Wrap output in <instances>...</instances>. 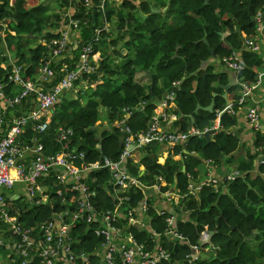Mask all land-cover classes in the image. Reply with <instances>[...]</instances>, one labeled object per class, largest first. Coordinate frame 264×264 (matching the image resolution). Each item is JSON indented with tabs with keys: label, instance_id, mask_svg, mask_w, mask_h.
Returning <instances> with one entry per match:
<instances>
[{
	"label": "trees",
	"instance_id": "1",
	"mask_svg": "<svg viewBox=\"0 0 264 264\" xmlns=\"http://www.w3.org/2000/svg\"><path fill=\"white\" fill-rule=\"evenodd\" d=\"M138 1L113 0L102 9L98 0L88 6L84 0H0V32L5 30L7 46L16 56V64L23 67L24 76L37 84L41 82L40 69L47 48L40 42L32 46L33 39L42 35L47 40L58 37V30L67 23L63 16L69 9L75 10L71 18L79 21L77 30L82 32L81 43L72 52L76 53L75 61L85 44H92L94 54L101 51L106 55L96 72L84 73L77 82L79 89L90 84L88 89L73 93L72 98L66 97L67 93L62 96L49 114L48 130L36 132L29 123L20 139L29 142L35 136L44 153L54 155L62 150L59 128H71L69 148L84 152V162L103 163L105 157L119 161L125 148L124 133L119 126L109 124L122 117L123 109L127 108L133 132L146 130L166 91L177 83L171 90L173 101L168 102L175 105L179 114L178 131L212 128L219 118L220 127L213 129L211 140L204 135H190L185 143L175 145L174 153L164 162L158 153L161 144L145 147L138 163L132 157L124 163L126 171L138 182L129 188L115 184L108 167L92 170L83 179L93 191L90 202L101 216L116 209L119 198H126L119 208L117 224L153 253L159 243L168 258L157 264H264V163L260 161L264 129L255 130L254 146L245 159L238 161L234 179L219 187L208 182L197 194L189 193L190 183L200 180L203 159L233 162L241 147L246 149L239 130L234 128L242 106L239 104L242 84L255 86L264 72V54L249 49L246 43L260 33L264 35V0H162L158 7L168 6L163 12H153L151 3ZM53 3H58L65 13L52 9ZM172 13L178 21L171 28L167 17ZM259 13L263 16L261 22L257 21ZM143 14L147 15L145 19ZM105 22L112 23L110 29L104 27ZM55 27L58 29L54 31ZM235 51L241 55L243 69L237 72L238 85L229 90L227 100L223 96L227 74L215 73L212 68L203 70L201 66L204 61L222 60ZM5 59L0 57V85L6 96L15 97L21 89L9 79L13 65L4 67ZM139 71L150 78V85L137 79ZM101 72V82L92 88L91 82ZM59 79L57 75L54 83ZM81 82L84 83L79 85ZM214 93L218 95L214 97ZM213 100V111L206 110ZM230 103L236 110L234 114L226 111ZM21 104L7 112L3 133L12 125L13 116L9 115ZM174 155L183 158L176 160ZM56 173L52 169L46 179L47 198L42 199L44 193L36 191L25 207L7 198L9 213L34 231L55 219L56 214L68 212L67 217L79 207L81 193L72 189L71 184H57L59 172ZM161 183H165L161 191L174 188L181 198L162 213L156 211L150 199L146 201L147 209L142 210L145 189ZM170 217L175 218L174 230L183 238L169 235ZM132 219H136L134 224ZM99 226V220L89 224L83 218L71 229L76 239L75 251L86 253L91 264H102L96 251L105 237L96 234ZM206 231H213L209 241L203 238ZM14 238L18 242V236ZM211 244L216 251L208 250ZM195 246L199 250L196 256ZM15 251V263L21 264L18 248Z\"/></svg>",
	"mask_w": 264,
	"mask_h": 264
},
{
	"label": "built area",
	"instance_id": "2",
	"mask_svg": "<svg viewBox=\"0 0 264 264\" xmlns=\"http://www.w3.org/2000/svg\"><path fill=\"white\" fill-rule=\"evenodd\" d=\"M98 1L102 9H104L105 5L113 0ZM84 2L88 6L92 4L93 0H84ZM69 10L70 12L68 14L65 13L63 16V21L67 23L61 26L59 36L50 40L46 39L44 42L47 54L44 60L45 63L40 69L39 80L42 83L37 84L30 77H25L23 67L13 62V69L9 75V79L19 85L21 91L15 97H8L4 93L3 86L0 85V134L4 131L3 126L10 108H15L24 99L32 97L33 93L35 94L34 100L37 103L35 108L25 111L19 116L12 117V125L0 138V188H12L17 180L22 181L27 183V192L33 197L36 191H40L39 178L49 174L52 169L61 168L63 172L58 173L57 184H71L72 189L78 190L81 193L79 207L67 217L66 215H69L68 212L56 214L55 219L41 224L38 230L34 231L21 222L17 216L9 213L7 198L0 191V222L8 225L11 232L15 236H18V242H16L18 248L17 254L22 259L21 264H91L86 253H77L75 251L74 243L76 239L71 235L72 226L83 218L89 224L95 220L100 221V226L95 229V232L98 236L105 237L104 243L96 251L101 258L102 264H157L162 259L168 258L166 251L160 244L158 243L153 253L147 250L144 244L138 243L133 235L126 231L125 227L117 224V220H119V208L126 198H119L116 209L108 210L99 216L90 202L93 191L83 179L92 170L108 167L113 173L114 183L129 188V185L133 182L136 184L138 182L126 171L124 163L127 161V158L132 156L135 150H143L153 143L175 145L185 143L190 135L203 136L205 131L211 128L205 130L192 128L188 132L171 131L162 126L161 117L155 114L151 118L149 127L146 130L134 133L128 124L130 113L127 111V108H124V115L118 118L115 123V125L120 127L125 137V148L119 161H113L105 157L103 163L88 164L84 162V152L69 148L70 137L73 135L71 128H59V141L62 143V150L54 155H46L43 151L42 143L35 136L31 137L30 141L25 145H22L20 143V136L24 133L25 127L29 123H32L36 132L41 133L48 130L51 122L49 114L55 109L62 96L76 89L77 82L84 73L92 74L98 69L97 62L94 61L95 54L93 53L92 44H85L81 48L78 60L75 61L74 59L75 55L70 50L71 40L69 30L79 29L80 23L78 20L71 18L75 10L73 9V12L71 9ZM262 17V14L259 13L257 21L261 22ZM68 18L69 21H67ZM1 24H4V22ZM246 43L248 48L253 50L259 49V46L252 39ZM63 59L66 60L63 61ZM223 61L235 72L243 69L241 55L237 51L225 57ZM57 75H60V79L56 83H53V79ZM45 83H51L50 88H47ZM173 85L176 86L177 83H173ZM89 86L90 84L86 83L78 91L83 93ZM253 88L254 86L242 84L241 97L239 99L240 105L246 102ZM169 96L170 98H174V92H171ZM226 111L229 114L236 113L232 103L226 107ZM247 117L254 130L264 129L261 122L259 104L252 105L249 108ZM219 127L220 121L218 118L212 129H219ZM25 152L31 154V162L29 164L18 161V158ZM260 161L264 163V151L261 154ZM69 176L72 177L71 181L68 180ZM234 178L235 174H231L228 177L229 180ZM208 182L216 185L212 180ZM163 185L165 183L155 184L153 187L155 186L161 191V186ZM203 185L190 183L189 193L197 194ZM161 192L171 203L178 202L181 198V195L174 188ZM58 193L61 194V191L59 190ZM41 197L42 199L47 198L48 194L44 193ZM147 200L145 196L141 207L142 210L147 209ZM162 210L156 206L158 213H162ZM131 222L134 224L136 219H132ZM168 222L171 225L168 232L169 235L183 238L174 230L175 218H168ZM141 224L149 228L148 223L143 222ZM207 232L203 233L205 241L210 240L208 239ZM194 250L195 256L198 255L199 250L197 246L194 247Z\"/></svg>",
	"mask_w": 264,
	"mask_h": 264
},
{
	"label": "crops",
	"instance_id": "3",
	"mask_svg": "<svg viewBox=\"0 0 264 264\" xmlns=\"http://www.w3.org/2000/svg\"><path fill=\"white\" fill-rule=\"evenodd\" d=\"M43 1L45 0H41V2ZM117 1L121 2L122 0H115V2ZM138 2L139 3L149 2L151 3L152 8L162 9V11L160 12L166 11V9L168 8V6L164 8L158 7L159 4H162V0H139ZM146 17L147 15L143 16L144 19ZM176 21H178V19L175 13H172L169 17H167V24L171 28L176 25ZM263 22H264V19H263ZM105 23L106 24H104V27H108L110 29L112 23L110 22H105ZM57 27L53 28L54 31L58 29ZM58 31H60V29ZM69 33H70V40H71L70 50L71 52H74L77 50L78 45H80L81 43L82 32L80 30L75 29V30H69ZM5 36H6L5 30L3 32H0V40H1L0 41V57H6L5 62L2 64L4 67H6L9 64H13V62H16L17 60L16 56L11 52V50L7 46ZM45 40L46 39L43 37V35L38 37V42H40L43 45H44ZM252 40H254L256 44L259 46L258 50L262 52V54H264V35L260 33L259 35H257V37H255ZM105 58H106V55H102L101 51L95 54L94 61L97 62L98 68L102 66V61L105 60ZM201 68L203 70H206L207 68H212L213 72L215 73L227 74L228 83H229L228 71H233L234 73L237 74L235 70L228 67L223 61V59L221 60L220 58H217L215 60L213 59V60L204 61ZM102 74L103 72H101L99 75H96L95 80L91 82L92 88H96V85L101 82ZM97 76H98V80H97ZM55 79H53V83ZM137 79L139 81H143L144 84H148V85L151 84L150 78H147L146 73L143 71H139V73L137 74ZM83 83L81 82V84L79 85H82ZM45 85L47 88H50L51 83H45ZM173 86H174L173 84L170 86L168 91H166L165 95L163 96L161 104L155 108V114L161 117V123L165 129L171 130V131H178L180 130V125L177 123L179 114H177L176 111L174 110L175 105L173 103L170 105L168 102V100H172L169 95L173 91L172 90ZM17 87L20 88L19 85H17ZM78 89H79V86H77L76 89L71 92L72 93L75 92L77 94ZM241 91L242 89H240V93ZM263 96H264V72L261 75L258 83L254 86L251 94L247 97L246 102L239 108L236 114L238 123H237V126L235 127V131L239 130L240 136L242 138V144L245 145L246 149L242 150V147H241V150L236 156V160L233 162H228L226 160L221 161V162H214V161H208V160L203 159L204 164L201 167L200 180L198 182H195L197 185L199 184L203 185L204 183L212 180L216 183V187H219L220 185L224 186V182L228 180V177L231 174H235L233 170L238 164V161L245 159L247 156L248 150L252 149L254 146L255 130L251 126L248 120V117H247V112L252 105L259 104L260 112H261V122L264 126ZM34 99H35L34 96L30 97V99L27 100V102H23L19 106V109L14 111L9 116L14 117V116L20 115L21 113L25 111L35 108L37 103L35 102ZM143 106L144 105H141L140 108L142 109ZM116 121L117 119H114L111 122V124H109V127H112L116 123ZM27 142L28 140L26 141L24 139H20V143L22 145H25ZM174 147H175V144H166V143L161 144L160 152H158L161 162H164L168 158L169 155L174 153L173 152ZM145 152L146 151L144 150H135L131 157L133 158L134 162L138 163L141 160L142 156L145 154ZM182 158L183 157L181 155H174V159L176 160H179ZM18 161L29 164L31 162V154L29 152H25L21 157L18 158ZM56 170H57V173L63 172L61 168H58ZM48 177L49 175L47 174L46 176H43L38 180L40 191L42 193H46L49 191L48 180H46L48 179ZM68 180L71 181L72 177L69 176ZM45 181H47V183H45ZM0 191L6 196V198H10L11 200L17 201V203L21 204L23 207H25L26 205L25 203L26 200L30 201V199L27 196V183L25 182L17 180L12 188L1 187ZM146 197L148 200L150 199L160 209L171 208L170 207V205L172 204L171 201H168L165 195L160 190H158L155 186L147 187ZM14 236L15 235L11 232L10 227L8 225L7 226L1 225V222H0V264H16L15 263L16 261L15 249L17 248V243H16V238H14ZM256 242L257 241L251 243V245L252 246L256 245Z\"/></svg>",
	"mask_w": 264,
	"mask_h": 264
},
{
	"label": "water",
	"instance_id": "4",
	"mask_svg": "<svg viewBox=\"0 0 264 264\" xmlns=\"http://www.w3.org/2000/svg\"><path fill=\"white\" fill-rule=\"evenodd\" d=\"M152 11L153 12H160V11H162V9H155V8H152ZM144 16V15H143ZM228 75H229V83L227 84V85H224V90H225V92H224V94H223V96H224V98L225 99H227L228 100V93H229V90L233 87V86H235V85H237L238 84V80H237V75H236V73H234L233 71H228ZM218 94L217 93H214V97H216ZM214 103H215V101L213 100L212 102H211V104L208 106V107H206L205 109L206 110H209V111H213V108H214ZM200 105H198L197 106V109H200ZM234 131H235V128H234ZM214 132V130L211 128V129H208L207 131H205V133H204V136H205V138L208 140V141H210L211 140V134ZM131 185H129V187H130ZM27 196H28V198L29 199H32L33 197L31 196V194L29 193V192H27ZM207 234H208V236H209V238L208 239H210V237L213 235V231H208L207 232ZM216 247H214V245H210V247H209V250H213V251H216Z\"/></svg>",
	"mask_w": 264,
	"mask_h": 264
},
{
	"label": "rangeland",
	"instance_id": "5",
	"mask_svg": "<svg viewBox=\"0 0 264 264\" xmlns=\"http://www.w3.org/2000/svg\"><path fill=\"white\" fill-rule=\"evenodd\" d=\"M52 9H55V10H59V11H64V9H61V8H59V6H58V3H53L52 4ZM65 13V11L64 12H62L61 14L63 15ZM36 44H38V38H34L33 39V42H32V46H34V45H36ZM80 51H81V49H80ZM16 63V62H15ZM75 93V92H74ZM73 93L72 92H68L67 94H66V97H68V98H72V95ZM26 204L28 203V200H26V202H25ZM1 225H5V226H7L5 223H1Z\"/></svg>",
	"mask_w": 264,
	"mask_h": 264
}]
</instances>
